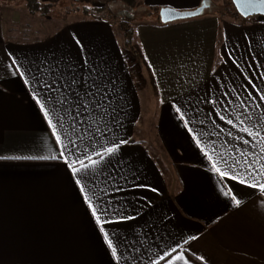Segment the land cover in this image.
Segmentation results:
<instances>
[{
	"label": "crops",
	"instance_id": "1",
	"mask_svg": "<svg viewBox=\"0 0 264 264\" xmlns=\"http://www.w3.org/2000/svg\"><path fill=\"white\" fill-rule=\"evenodd\" d=\"M40 1L0 0V264H264V16L103 0L206 3L130 51Z\"/></svg>",
	"mask_w": 264,
	"mask_h": 264
},
{
	"label": "trees",
	"instance_id": "2",
	"mask_svg": "<svg viewBox=\"0 0 264 264\" xmlns=\"http://www.w3.org/2000/svg\"><path fill=\"white\" fill-rule=\"evenodd\" d=\"M79 4V3H78ZM54 3L48 2L43 3L40 0H28V6L36 11L38 8V11H42L44 13H49L50 9L53 7ZM81 7H79V10L82 11L84 16H90L92 18L97 19H107L112 17V11L110 10L109 6L106 5H96V4H80ZM41 7V8H40ZM131 10H133V7H129ZM220 8H218V12L220 13ZM160 11V9H159ZM237 11V10H236ZM122 13V12H121ZM121 21L120 25L122 27V30L124 31V35L126 38V44L128 45V48L130 51H134L133 47V38H134V26L131 24L133 20V12L132 11H124V14L121 15ZM238 16L239 13H236ZM242 17V16H240ZM160 20V15L158 14V21ZM161 21V20H160Z\"/></svg>",
	"mask_w": 264,
	"mask_h": 264
},
{
	"label": "rangeland",
	"instance_id": "3",
	"mask_svg": "<svg viewBox=\"0 0 264 264\" xmlns=\"http://www.w3.org/2000/svg\"><path fill=\"white\" fill-rule=\"evenodd\" d=\"M137 3H140V1L138 2H135V8L133 10H131L129 7H128V4L127 3H119L117 2L116 3H110L108 6L111 7V8H114V14H115V19L117 21H121V17H120V13L121 15L124 14V11H132L133 12V22L131 23L133 26H134V22L136 21H140L141 19H143L144 17H146V15H149L151 17H155L158 19V14L159 12H153L155 10H153L152 8L148 9V8H145L144 6H139ZM216 3L219 5V8H220V14L224 15L225 17H228V18H231V17H234V16H237V11L232 3L231 0H216ZM81 3L78 4V2L75 3H70L68 5H65V6H60L58 8V10H61L59 11V13H55V15H58V14H63V15H67V14H70V9L73 8V10L76 9V17H79V16H84L82 11L79 10V7ZM86 4H89V3H86ZM93 4L90 3V5ZM100 4H106L104 2L101 1V3H98L96 5H100ZM208 10V8L206 9ZM205 10V11H206ZM75 15V14H74ZM73 17V16H72ZM75 17V16H74ZM67 18V17H66Z\"/></svg>",
	"mask_w": 264,
	"mask_h": 264
},
{
	"label": "water",
	"instance_id": "4",
	"mask_svg": "<svg viewBox=\"0 0 264 264\" xmlns=\"http://www.w3.org/2000/svg\"><path fill=\"white\" fill-rule=\"evenodd\" d=\"M235 9L243 18L252 16H264V0H231ZM206 3L198 6L194 10H179L172 7H162L159 11L160 20L163 23H168L181 19H188L201 15L205 8ZM186 13H195V15H186Z\"/></svg>",
	"mask_w": 264,
	"mask_h": 264
},
{
	"label": "snow or ice",
	"instance_id": "5",
	"mask_svg": "<svg viewBox=\"0 0 264 264\" xmlns=\"http://www.w3.org/2000/svg\"><path fill=\"white\" fill-rule=\"evenodd\" d=\"M186 15H195V13H186ZM229 123H231V121H229ZM245 131H247V129H245ZM250 135H251V133H250ZM107 151H108V153H111V152L114 151V149L113 148H109V149H107ZM261 152H264V148L261 149ZM92 163L95 164V163H97V161H92ZM237 163H239V162H237ZM245 163L248 164V167L251 168L252 164H254L255 161H253L251 164H249L248 161H245ZM81 164H82V167H84L83 162H81ZM233 167H235V165H233ZM261 169H264V164L261 165ZM73 171H78V170L77 169H73ZM217 171H220V170L217 169ZM258 171H260V170H258ZM220 174L222 176L226 175V173H224V172H221ZM262 174H264V173H262ZM233 178H235V177H233ZM241 182H245V181H241ZM251 186L252 187H259L262 191H264V183H253ZM235 203L238 205L240 202L238 200H235ZM179 258L180 257H176L175 259H179ZM162 259H163V257H162ZM169 264H172V262L169 261Z\"/></svg>",
	"mask_w": 264,
	"mask_h": 264
},
{
	"label": "built area",
	"instance_id": "6",
	"mask_svg": "<svg viewBox=\"0 0 264 264\" xmlns=\"http://www.w3.org/2000/svg\"><path fill=\"white\" fill-rule=\"evenodd\" d=\"M91 2H93V3H98V1H99V3H101V1L103 2V0H90Z\"/></svg>",
	"mask_w": 264,
	"mask_h": 264
}]
</instances>
